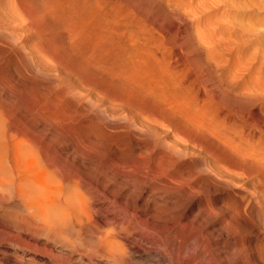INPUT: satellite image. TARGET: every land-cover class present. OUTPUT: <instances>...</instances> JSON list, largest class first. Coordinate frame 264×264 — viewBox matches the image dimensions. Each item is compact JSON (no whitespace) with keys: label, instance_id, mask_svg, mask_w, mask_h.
Returning a JSON list of instances; mask_svg holds the SVG:
<instances>
[{"label":"bare ground","instance_id":"6f19581e","mask_svg":"<svg viewBox=\"0 0 264 264\" xmlns=\"http://www.w3.org/2000/svg\"><path fill=\"white\" fill-rule=\"evenodd\" d=\"M18 1L23 14L15 17L22 18L25 32L39 26L58 36L67 14L71 20L85 14V23L98 16L82 0ZM7 15L0 24L10 20ZM112 73L122 78L116 89L134 106L111 107L122 113L126 132L136 140L147 135L152 144L121 154L135 161L118 176L151 194L147 208L139 213L130 197L121 201L119 194L114 210L106 196L96 203L93 194L109 190V182L80 166L69 151L80 142L91 144L90 126L73 116L69 104L46 100L39 89L19 102L1 95L0 264H264V190L248 188L239 173L264 172L242 150V120L216 110L192 130L150 103V91L124 63ZM180 90L183 97L190 86ZM169 129L175 133L171 142L163 136ZM240 222L257 232H235ZM205 226L226 233L222 248Z\"/></svg>","mask_w":264,"mask_h":264},{"label":"rangeland","instance_id":"374dc122","mask_svg":"<svg viewBox=\"0 0 264 264\" xmlns=\"http://www.w3.org/2000/svg\"><path fill=\"white\" fill-rule=\"evenodd\" d=\"M82 1L97 9L98 16L91 14L85 23V14L71 20L63 9L69 17L59 35L51 36L39 26L23 31L22 18L15 17L23 14L19 1L0 0V22L6 14L10 19L0 24V96L19 102L39 89L46 100L69 104L73 116L90 126L91 144L80 142L69 151L80 166L109 182V190L93 194L97 204L106 196L114 210L119 194L121 201L130 197L142 213L151 196L133 181L118 178L135 161L120 155L140 153L152 144L147 135L136 140L126 132L122 113L111 107L134 106L116 89L122 80L120 71V77L112 73L117 63L139 76V86L150 91V103L192 130L212 119L216 110L237 115L245 129L241 146L246 159L264 172V0ZM186 86L190 90L180 97ZM163 136L171 142L175 133L169 129ZM239 173L248 188L264 190V176ZM205 227L222 248L226 233L219 226ZM257 229L242 222L233 228L241 234Z\"/></svg>","mask_w":264,"mask_h":264}]
</instances>
